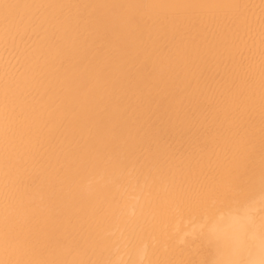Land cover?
I'll use <instances>...</instances> for the list:
<instances>
[{
	"label": "bare ground",
	"instance_id": "1",
	"mask_svg": "<svg viewBox=\"0 0 264 264\" xmlns=\"http://www.w3.org/2000/svg\"><path fill=\"white\" fill-rule=\"evenodd\" d=\"M0 264H264V0H0Z\"/></svg>",
	"mask_w": 264,
	"mask_h": 264
}]
</instances>
